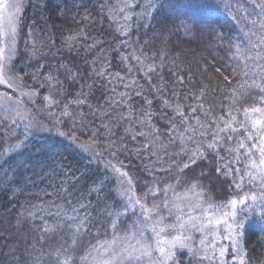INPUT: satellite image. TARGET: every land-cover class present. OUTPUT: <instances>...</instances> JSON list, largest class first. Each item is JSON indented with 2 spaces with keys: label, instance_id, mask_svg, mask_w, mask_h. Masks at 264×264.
Wrapping results in <instances>:
<instances>
[{
  "label": "trees",
  "instance_id": "trees-1",
  "mask_svg": "<svg viewBox=\"0 0 264 264\" xmlns=\"http://www.w3.org/2000/svg\"><path fill=\"white\" fill-rule=\"evenodd\" d=\"M36 2L24 5L22 50L37 59L13 67L39 87V105L67 134L98 144L150 203L197 188L220 212L247 195L222 264H264V189L246 175L245 149L226 150L259 119L251 109L264 111L260 0H40L46 23ZM233 117L239 130L207 150ZM100 166L58 135H35L7 155L0 264H88L93 249L128 233L137 216H119L114 180ZM206 257L176 256L215 264Z\"/></svg>",
  "mask_w": 264,
  "mask_h": 264
},
{
  "label": "rangeland",
  "instance_id": "rangeland-1",
  "mask_svg": "<svg viewBox=\"0 0 264 264\" xmlns=\"http://www.w3.org/2000/svg\"><path fill=\"white\" fill-rule=\"evenodd\" d=\"M35 1L37 10L34 8V12L46 23V12L42 10L43 3L40 5V0ZM5 3L8 7L0 8V163L35 135H58L62 141L95 158L101 163V170L103 167L110 172L115 184L114 196H117L124 208L119 216L125 218L128 213L134 211L137 218L135 217L134 225L128 233L113 234L99 247L93 249L88 255V264H159L162 257L155 247L157 240L170 242L177 234L188 237L183 240L186 246L171 248L173 255L167 264H178L176 256L179 251H187L200 258L207 256L211 263L222 264L225 261L227 242H235L231 216L228 217V225H231V228L221 224L216 228L202 229L200 225L206 222L205 216L216 219L223 218L224 212L230 213L232 210L230 202L223 211L214 212L203 191L189 188L169 199L164 198L150 203L146 199L147 194L137 193L133 177L128 171L111 161L98 144L64 132L56 124L57 114L51 113L49 106L45 108L42 106L44 104L39 105L37 102L40 98L39 87L25 84V76L17 74L13 67L17 62L21 64L23 57H25L22 60L23 64L28 58L30 62L37 59L35 56L38 51L22 50L26 0H5ZM49 61H52V58ZM66 74L70 76L68 72ZM262 118L264 117L260 115L259 119ZM240 206L242 204L238 203L235 211ZM177 217L181 219L177 220ZM190 217L196 219L193 221ZM184 222L195 223L197 226L186 225L184 229L176 227L175 230L168 227ZM160 228H165V231L161 232ZM202 240L205 241L204 244H201ZM149 244L151 247L148 250L151 255H144L145 247Z\"/></svg>",
  "mask_w": 264,
  "mask_h": 264
},
{
  "label": "snow or ice",
  "instance_id": "snow-or-ice-1",
  "mask_svg": "<svg viewBox=\"0 0 264 264\" xmlns=\"http://www.w3.org/2000/svg\"><path fill=\"white\" fill-rule=\"evenodd\" d=\"M261 6L264 7V0H260ZM8 5L5 3V0H0V8H6ZM247 113V110H245ZM251 111L253 113H261L262 117H264V111H262L260 108H252ZM178 114L182 117L183 112H178ZM235 123V118H232V122L226 123L224 128L219 129L218 132L212 133V140L207 142L204 147L209 150H215L217 149V146H223L221 144V141L219 139V134L221 132L227 133L229 130L231 132H237L239 129L234 126ZM243 126H241L242 128ZM201 135H204L201 133ZM227 139L229 141L232 140L231 136H227ZM245 140L247 141H255L250 147V149H246V143ZM241 149H245L244 155L248 157L249 163L246 165V168L248 169L246 172V175L248 178L254 182H258L261 184V188L264 189V118L262 119H254L251 122L250 129H245L244 130V139H241L238 143V145L235 147V149L232 148H227L226 150L228 152H239ZM202 155V154H201ZM256 155L257 158H253V156ZM184 167H188L187 164L184 165ZM254 170V171H253ZM237 172L240 170L237 169ZM238 189H243V178L241 179V182L237 184ZM253 201L257 199L256 195H252L250 197ZM264 198V197H262ZM249 197L247 195H244L239 201L236 199H233L230 201L231 205V212H224L223 213V218H216L213 219L210 216H205V223L200 225V228L202 229H208V228H216L221 224L228 225V217L229 215L231 216V219L233 222H236V207L237 204H244ZM196 207H199V205H196ZM147 211V209H146ZM177 220H180V217L176 218ZM196 218L190 217V220H195ZM186 225L190 227H196L197 225L195 223L189 224V222H184L179 225H169L168 227L172 228L175 230L176 227H179L181 229H184ZM238 226H243L242 222L238 224ZM229 228H231V225H228ZM160 231L163 232L165 231V228H160ZM188 237H184L183 234H177L172 241H166L163 239L157 240L156 243V250L160 253L162 260L159 262V264H167V261L171 259L173 253L171 252V248L180 246V247H185L183 240L187 239ZM205 241H201V244H204ZM167 245V247H165ZM151 247V245H147L144 250V255H151V252L148 250V248ZM221 255H223V250L221 251Z\"/></svg>",
  "mask_w": 264,
  "mask_h": 264
}]
</instances>
